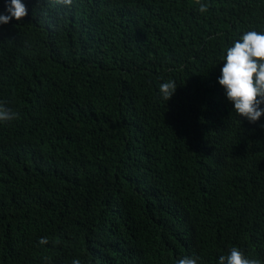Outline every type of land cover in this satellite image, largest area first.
<instances>
[{
	"label": "trees",
	"instance_id": "16d2710c",
	"mask_svg": "<svg viewBox=\"0 0 264 264\" xmlns=\"http://www.w3.org/2000/svg\"><path fill=\"white\" fill-rule=\"evenodd\" d=\"M21 2L0 24V264H264V115L218 83L264 0Z\"/></svg>",
	"mask_w": 264,
	"mask_h": 264
},
{
	"label": "clouds",
	"instance_id": "9594fccd",
	"mask_svg": "<svg viewBox=\"0 0 264 264\" xmlns=\"http://www.w3.org/2000/svg\"><path fill=\"white\" fill-rule=\"evenodd\" d=\"M57 3L71 6L73 0H57ZM6 5L8 14H0V24H7L12 18L21 20L27 15V8L21 0H6ZM207 10L208 6L205 3H199L201 13ZM220 72L218 83L224 88L226 98L233 104L235 112L250 123H256L264 115V107H261V104H264V31L244 32L233 46L227 48ZM176 87L174 81L161 83L159 86L161 97L167 101ZM16 118L18 114L0 101V123ZM39 243L47 244V237H42ZM199 261L198 256H184L178 259L176 264H199ZM72 264L81 262L79 259H73ZM217 264H261V261L246 257L238 247L233 246L227 255L219 256Z\"/></svg>",
	"mask_w": 264,
	"mask_h": 264
}]
</instances>
